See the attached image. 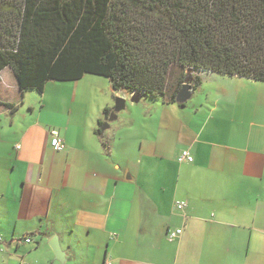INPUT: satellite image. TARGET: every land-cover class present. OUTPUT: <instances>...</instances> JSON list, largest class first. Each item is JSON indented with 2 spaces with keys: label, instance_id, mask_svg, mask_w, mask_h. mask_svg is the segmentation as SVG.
<instances>
[{
  "label": "crops",
  "instance_id": "1",
  "mask_svg": "<svg viewBox=\"0 0 264 264\" xmlns=\"http://www.w3.org/2000/svg\"><path fill=\"white\" fill-rule=\"evenodd\" d=\"M200 76L220 110L202 122L205 106L187 105L197 91L185 108L147 100L171 112L160 128L171 152L147 141L146 162L157 165L139 166L142 142L127 134L133 119H110L120 113L116 98L130 97L111 84L114 105L95 109L89 87L22 93L13 71L1 72L0 101L12 107H0V245L23 264H62L50 247L54 238L64 264H264V83ZM118 121L107 129L113 134L104 131L105 147L96 131ZM53 131L64 152L51 147ZM183 150L193 163L177 161ZM178 229L181 236L169 241Z\"/></svg>",
  "mask_w": 264,
  "mask_h": 264
},
{
  "label": "trees",
  "instance_id": "2",
  "mask_svg": "<svg viewBox=\"0 0 264 264\" xmlns=\"http://www.w3.org/2000/svg\"><path fill=\"white\" fill-rule=\"evenodd\" d=\"M5 69L22 93L94 75L122 95L185 108L177 98L190 70L192 92L203 72L264 83V0H0Z\"/></svg>",
  "mask_w": 264,
  "mask_h": 264
},
{
  "label": "rangeland",
  "instance_id": "3",
  "mask_svg": "<svg viewBox=\"0 0 264 264\" xmlns=\"http://www.w3.org/2000/svg\"><path fill=\"white\" fill-rule=\"evenodd\" d=\"M213 76L210 75H204L203 79L211 78ZM206 82V80L204 81ZM89 87V97H88V103L91 105L92 108L99 109L104 103L108 102L109 100L113 101L112 104L114 105V100H112L111 95L109 94L110 89V82L107 78L100 77V76H94V75H86L85 80L81 82H54L51 81L47 84L48 87H51L52 85H62L65 87H72L73 85H78ZM264 85V84H263ZM53 87V86H52ZM213 92L214 90L209 86H202V88L197 90V93L195 96L188 102L187 105H190V109L194 103L198 102L200 104H203L205 107H199L200 113H201V120L202 122L205 120L206 116L210 114V111L214 108L215 110H220L219 107L215 106L214 100L211 98V95L209 92ZM124 96V95H123ZM117 97V96H116ZM115 97V98H116ZM209 101H212L210 103ZM148 103V104H146ZM149 101L140 102L138 104L132 103L130 99H127L126 103V109L121 111L119 114L114 115L115 117H120V121L123 122V119L128 120L133 119V122L128 123L127 126L131 127L130 130L127 132L129 133V139L130 137H137L140 138V141L143 145V159H136L135 163L136 165H143V166H151V165H157L155 161H153L151 164L146 162V160L150 156V150L149 144L147 141H152L155 143V141H159L161 146L158 148V153L161 152H171V146L169 143L165 141H161V138H168L167 137V131H163L160 133L161 125L168 127V119L171 118V112L167 110L168 108H163L161 105H156L154 108L150 107ZM155 105V104H152ZM120 124V122H109L106 124L107 126H114ZM107 130V129H106ZM108 135L113 134V128L106 131ZM131 140V139H130ZM131 144L129 147H137L135 145L134 141H129ZM138 150V149H137ZM121 153V150L119 151ZM161 158V157H158ZM165 159H160V162L163 164H166L164 162ZM178 161V160H177ZM3 241V239H2ZM14 250L8 246V244H1L0 245V264H23V262L19 259H14Z\"/></svg>",
  "mask_w": 264,
  "mask_h": 264
},
{
  "label": "water",
  "instance_id": "4",
  "mask_svg": "<svg viewBox=\"0 0 264 264\" xmlns=\"http://www.w3.org/2000/svg\"><path fill=\"white\" fill-rule=\"evenodd\" d=\"M189 74V78L187 79L186 81V84L183 86V89L181 90V92L179 93L178 95V98H177V101L178 103H183V104H186L192 97V87L191 85L189 84L190 81H191V75H192V71L190 70L188 72ZM142 100V97L139 95V94H134L130 97V101L132 103H135V104H138L140 103ZM125 105H126V100L122 97H117L116 98V101H115V112H121L125 109ZM115 115V114H114ZM112 116L110 119L112 120L113 118H115V116ZM106 124L108 123H105L102 127H101V130L104 132L106 129L109 128V126H107ZM50 247L51 249L53 250V253L55 255V258L60 261V263L64 264L65 263V260H66V255L65 253H63L60 245H59V242H58V239L57 238H54L52 240V242L50 243Z\"/></svg>",
  "mask_w": 264,
  "mask_h": 264
},
{
  "label": "built area",
  "instance_id": "5",
  "mask_svg": "<svg viewBox=\"0 0 264 264\" xmlns=\"http://www.w3.org/2000/svg\"><path fill=\"white\" fill-rule=\"evenodd\" d=\"M51 147L53 148L54 151L56 152H64L66 150V145L65 142L61 139L59 133L57 131L52 132V141H51ZM178 162L179 163H193L194 158L191 155L190 151L188 150H183L179 155H178ZM186 203L185 202H179L177 203V208L180 211L185 210L186 208ZM183 233L182 229L178 230H171L167 234V238L169 241H175L177 238L181 236ZM1 241V239H0ZM27 243L32 242L31 239H26ZM105 264H111L109 262H106Z\"/></svg>",
  "mask_w": 264,
  "mask_h": 264
}]
</instances>
